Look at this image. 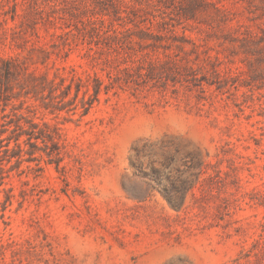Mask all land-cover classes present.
Listing matches in <instances>:
<instances>
[{
    "label": "rangeland",
    "instance_id": "obj_1",
    "mask_svg": "<svg viewBox=\"0 0 264 264\" xmlns=\"http://www.w3.org/2000/svg\"><path fill=\"white\" fill-rule=\"evenodd\" d=\"M0 264H264V0H0Z\"/></svg>",
    "mask_w": 264,
    "mask_h": 264
},
{
    "label": "trees",
    "instance_id": "obj_2",
    "mask_svg": "<svg viewBox=\"0 0 264 264\" xmlns=\"http://www.w3.org/2000/svg\"><path fill=\"white\" fill-rule=\"evenodd\" d=\"M185 190H188V188H185ZM165 198L167 199V201L171 204V205H174V203L176 202L175 200V197H169V195L168 196H165Z\"/></svg>",
    "mask_w": 264,
    "mask_h": 264
}]
</instances>
